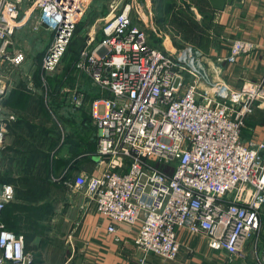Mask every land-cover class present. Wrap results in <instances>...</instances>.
Masks as SVG:
<instances>
[{
    "label": "built area",
    "instance_id": "1",
    "mask_svg": "<svg viewBox=\"0 0 264 264\" xmlns=\"http://www.w3.org/2000/svg\"><path fill=\"white\" fill-rule=\"evenodd\" d=\"M87 1L0 0V148L10 120L2 114L7 72L26 59L14 33L25 26L49 33L40 62L45 81L58 72ZM147 20L142 6L126 3L90 28L75 68L109 96L91 103L96 172L64 183L110 221L108 232L117 223L136 226L138 264H146L149 253L175 260L177 229L203 235L228 262L248 256L246 264H264L258 253L264 249V140L242 138L255 107L264 109V72L258 81L231 87L215 79L190 46L170 49L165 38L161 48L154 46ZM251 49V42L235 40L226 60ZM83 97L78 89L69 93L74 108ZM13 197V185L0 182V264H33L23 236L1 220Z\"/></svg>",
    "mask_w": 264,
    "mask_h": 264
},
{
    "label": "crops",
    "instance_id": "2",
    "mask_svg": "<svg viewBox=\"0 0 264 264\" xmlns=\"http://www.w3.org/2000/svg\"><path fill=\"white\" fill-rule=\"evenodd\" d=\"M93 1L95 0L87 1L85 13L89 12ZM96 2L99 4V9L96 10L95 18H98L94 25L104 17L100 16L102 15L100 11L108 3L106 0ZM201 2L209 4L207 7L210 15L206 19V26L214 21L217 23L218 30L214 46L209 49V53L201 61L204 68L215 79L224 81L234 88H239L246 81H258L264 72V0H201ZM108 12L109 10L106 13ZM211 26H208V29ZM23 33V31H16L13 35L16 46L18 44L17 47L20 49L22 48L20 45L22 39L29 42L30 47H35L44 37L47 38L46 44L50 38V35L39 32L34 33L33 36ZM161 35L162 38H165V44L170 49L175 48L169 34L162 32ZM24 36L26 37L24 38ZM235 40L251 42L252 49L240 54L234 62L229 63L226 57ZM28 58L29 53L27 52L23 64L31 67L33 61L29 63ZM76 71L79 81H76L72 88L64 87L61 90L62 94L69 95L79 85L83 89L92 87L88 83V78L77 69ZM28 72L31 71L28 70ZM48 77V75L44 76L45 81L41 74L39 77L43 100L45 94L49 92ZM5 81L8 85L6 96L21 82H25L28 89H33L32 74H28L24 78H11ZM46 95L48 103V94ZM9 110L11 109L5 110L4 116L15 121L16 113ZM59 113H66V109L60 107ZM245 129L246 131L242 134L244 141L260 142L264 140L263 108L255 107L253 114L246 122ZM64 150V157L73 156V162L62 172H51L49 177L55 182H60L59 180L64 178L61 182L65 187L51 188L45 201L38 202L33 208H28V212H26L27 217L24 224L31 229L33 235L27 244V249L35 255L33 264H138L142 253L133 241L136 226L133 227L123 222L117 223L115 224L116 230L108 232L107 227L110 225V221L96 211L94 204L82 191L70 189L64 183L66 179H72L79 173L94 174L96 172L95 156L91 160L84 161L80 156L74 158L79 147L67 145L64 146ZM67 150H71V152L68 154ZM176 238L180 242L181 248L175 260L162 259L149 253L146 255V264H246V261H252L251 257H248L244 262L241 258L235 257L232 262H228L222 252L207 247L205 238L201 234H190L184 229H177ZM24 245L26 248L25 241ZM258 253L264 259V249Z\"/></svg>",
    "mask_w": 264,
    "mask_h": 264
},
{
    "label": "trees",
    "instance_id": "3",
    "mask_svg": "<svg viewBox=\"0 0 264 264\" xmlns=\"http://www.w3.org/2000/svg\"><path fill=\"white\" fill-rule=\"evenodd\" d=\"M96 1L102 0L93 1L89 12L85 13L76 24L61 57V69L57 73L48 75V103H44L39 79L40 57H42L43 50L38 53V65L31 73L33 89H28L27 84L21 82L2 100L4 108L2 114H6V109H11L12 111H9H14L13 113H16L17 117L14 115L15 121L9 120L5 141L0 148V182L10 183L14 187L13 200L6 204L1 213V220L7 229L23 236L26 251H28V242L33 238L31 229L24 224L27 209L33 208L38 202L45 201L51 188L65 187L61 182L64 178L60 179V182H55L49 177L51 172H62L73 162V156L64 157V146L79 147L74 158L80 156L84 161L91 160L96 155L97 127L93 124L90 106L94 100L109 95L102 92L99 86L90 79H88V83L92 87L87 89L81 88L80 85L77 87L84 95L83 103L79 107L74 108L70 103L69 95L61 93L64 87L72 88L75 82L79 81L74 63L86 44L90 28L97 22L98 17L95 18V15L99 4ZM160 1L159 15L156 21L159 27L164 24L165 16L171 15L175 2L178 3V0ZM199 3L209 7L208 3L201 1ZM108 4L109 2L106 4L107 8L105 6L100 11L102 12L100 16L107 14ZM209 15L206 16V19ZM133 23L140 24V21L133 19ZM212 24L213 22L210 25ZM158 30L166 32L163 29ZM101 36L102 32L99 31L97 37ZM174 46L182 47L178 44H174ZM60 107H64L66 113H59ZM244 131L246 129L243 128L242 134ZM70 152L71 150H67L68 154ZM262 219L264 220L263 214Z\"/></svg>",
    "mask_w": 264,
    "mask_h": 264
},
{
    "label": "rangeland",
    "instance_id": "4",
    "mask_svg": "<svg viewBox=\"0 0 264 264\" xmlns=\"http://www.w3.org/2000/svg\"><path fill=\"white\" fill-rule=\"evenodd\" d=\"M200 1L201 0H178V3L175 2V5L173 6L171 15L169 17L165 16V22H163L164 24L160 27L166 31V34H169L172 45L178 44L182 46H190L195 50V55L200 58L201 62L202 59L205 58V55L209 53V49L214 46V42L217 38L216 33H218V30L217 23L214 21L210 29L207 28L205 23L209 9L207 5L199 3ZM108 2H110L108 4L109 12H111L113 9L114 11L122 9L126 3H135L136 5L142 6L148 16L147 24L150 25L147 33L150 37L153 36L151 40L152 44L158 48H161L159 39H161L163 36L161 35L162 31H159L158 29H162L158 26V24H156L159 15L158 5L159 2H161L160 0H109ZM18 31H23L24 35H34V32H31L27 26L19 29ZM39 33L49 35L47 31H40ZM25 37L26 36H24V38ZM46 39L47 38L44 37L41 42H38L35 45V47H30L31 44L29 42H25L24 39L20 41V45L22 46L21 49L25 52V54H27V52L29 53L28 62L31 63L33 61V64L31 67L23 64L22 66L20 65L8 70L7 73L9 75V79L18 77L24 78L36 69L35 66L38 65V53L46 45ZM162 39L164 40V38ZM29 63L27 64L29 65ZM28 70L31 72H28ZM39 70L41 71L40 66ZM100 108L102 109V107ZM243 128L245 129V126ZM262 214L264 218V208H262ZM249 248L250 245H248L246 253L251 255L252 251H249Z\"/></svg>",
    "mask_w": 264,
    "mask_h": 264
}]
</instances>
